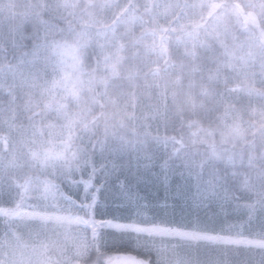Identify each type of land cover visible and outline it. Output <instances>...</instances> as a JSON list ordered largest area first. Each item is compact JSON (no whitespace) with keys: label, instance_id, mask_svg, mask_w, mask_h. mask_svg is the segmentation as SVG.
I'll use <instances>...</instances> for the list:
<instances>
[{"label":"rangeland","instance_id":"rangeland-1","mask_svg":"<svg viewBox=\"0 0 264 264\" xmlns=\"http://www.w3.org/2000/svg\"><path fill=\"white\" fill-rule=\"evenodd\" d=\"M15 1L0 0V22L14 13ZM78 1L52 0L79 26L67 40L46 38L29 54L13 59L0 36V92L10 98L8 105L0 96L5 126L0 134V227L5 226L0 264H75L76 260L82 264L93 238L104 247L128 245V252H153L158 264H264V236L163 225L147 221L151 215L144 208L136 209L137 218L130 221L86 214L81 204L92 191L85 172L98 170V165L90 162L83 144L77 145L68 163L75 143L90 133L98 117L93 113L95 77L84 64L90 43L96 42L103 53L98 81L116 117L148 123L165 108L162 94L178 73L169 62L171 40L193 52L230 17L252 34L250 27L264 17V0H106L81 15L74 10ZM30 7V1L24 3L23 12ZM119 26L123 31L116 36ZM263 40L255 43L256 51L247 58L230 56L231 71L255 77L257 60L264 54ZM121 66L129 73L153 67V75H162L157 94L146 89L139 91L140 96L135 90L115 94L109 86ZM217 75L226 79L223 72ZM257 122L264 125V102L250 115L230 107L225 117L228 143L246 138ZM252 163L264 164V155ZM209 193L200 188L195 197L203 202ZM174 206L165 205L157 213H168Z\"/></svg>","mask_w":264,"mask_h":264},{"label":"trees","instance_id":"trees-1","mask_svg":"<svg viewBox=\"0 0 264 264\" xmlns=\"http://www.w3.org/2000/svg\"><path fill=\"white\" fill-rule=\"evenodd\" d=\"M27 1L31 7L24 13ZM104 1L79 0L74 10L81 15ZM15 6L14 13L0 22V36L13 59L29 54L46 38L67 40L73 36V29L79 28L75 19L70 20L52 0H16ZM254 23L251 34L249 27L230 17L211 38L205 36L193 52L171 40L169 62L178 73L174 84H168L166 94H162L165 108L148 123L135 124L116 117V109L98 81L103 53L96 42L88 45L84 64L87 73L95 77L93 113L98 117L90 133L75 143L68 160L71 163L77 145L83 144L90 162L98 165V170L85 172L90 175L86 183H91L92 191L81 204L86 214L130 221L137 218L136 209L144 208L151 215L147 221L163 225L264 236V164L252 163L264 155V125L257 122L246 138L228 143L225 123L230 107L250 115L264 102V54L257 60L255 77L235 73L227 63L234 54L247 58L256 51L255 43L264 39V17ZM120 31L123 26L116 36ZM153 72V67L150 71L143 67L129 73L121 66L109 88L119 96L134 90L140 96L139 91L145 89L156 95L162 75ZM219 72L226 79L218 78ZM18 92L24 94L23 90ZM0 96L9 105L8 94L0 92ZM1 133H5V126L0 118ZM200 188L210 191L203 202L195 197ZM170 204L174 209L157 213ZM0 228L1 237L5 226ZM100 243L93 238L84 264H138L125 259L123 252L130 246L104 247ZM130 255L156 264L153 252L134 249Z\"/></svg>","mask_w":264,"mask_h":264},{"label":"bare ground","instance_id":"bare-ground-1","mask_svg":"<svg viewBox=\"0 0 264 264\" xmlns=\"http://www.w3.org/2000/svg\"><path fill=\"white\" fill-rule=\"evenodd\" d=\"M75 264H80V260H76V263Z\"/></svg>","mask_w":264,"mask_h":264},{"label":"snow or ice","instance_id":"snow-or-ice-1","mask_svg":"<svg viewBox=\"0 0 264 264\" xmlns=\"http://www.w3.org/2000/svg\"><path fill=\"white\" fill-rule=\"evenodd\" d=\"M162 206H164V205H162ZM101 227H103V225H101Z\"/></svg>","mask_w":264,"mask_h":264}]
</instances>
